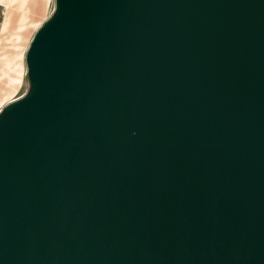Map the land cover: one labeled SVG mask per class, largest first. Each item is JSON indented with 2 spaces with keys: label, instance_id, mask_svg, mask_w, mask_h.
<instances>
[{
  "label": "water",
  "instance_id": "obj_1",
  "mask_svg": "<svg viewBox=\"0 0 264 264\" xmlns=\"http://www.w3.org/2000/svg\"><path fill=\"white\" fill-rule=\"evenodd\" d=\"M0 116V264H264V0H56Z\"/></svg>",
  "mask_w": 264,
  "mask_h": 264
},
{
  "label": "rangeland",
  "instance_id": "obj_2",
  "mask_svg": "<svg viewBox=\"0 0 264 264\" xmlns=\"http://www.w3.org/2000/svg\"><path fill=\"white\" fill-rule=\"evenodd\" d=\"M55 12L56 0H0V116L30 93L27 50Z\"/></svg>",
  "mask_w": 264,
  "mask_h": 264
},
{
  "label": "bare ground",
  "instance_id": "obj_3",
  "mask_svg": "<svg viewBox=\"0 0 264 264\" xmlns=\"http://www.w3.org/2000/svg\"><path fill=\"white\" fill-rule=\"evenodd\" d=\"M43 86H44V82L42 81V83L39 81L38 85H37V89L35 90V93L33 94V96L30 99H27L25 101H23L22 103H19L22 99L17 100L13 103H11L9 105V109L6 112V115H13L14 113H17L18 110L26 107L27 105L31 104L33 102V100L42 94L43 91ZM24 99V98H23ZM9 168V163H8V158L6 153L4 152V150L2 148H0V175L2 173H4L7 169Z\"/></svg>",
  "mask_w": 264,
  "mask_h": 264
},
{
  "label": "crops",
  "instance_id": "obj_4",
  "mask_svg": "<svg viewBox=\"0 0 264 264\" xmlns=\"http://www.w3.org/2000/svg\"><path fill=\"white\" fill-rule=\"evenodd\" d=\"M35 38V37H34ZM34 40V39H33ZM32 40V42H33ZM29 52V49L27 50V53ZM28 57V56H27ZM28 66V65H27ZM28 69V68H27ZM27 79H28V82H29V89H31V77H30V74L28 72V75H27Z\"/></svg>",
  "mask_w": 264,
  "mask_h": 264
}]
</instances>
